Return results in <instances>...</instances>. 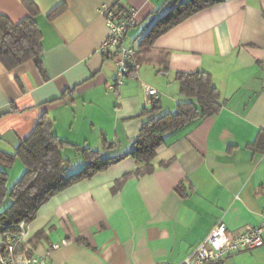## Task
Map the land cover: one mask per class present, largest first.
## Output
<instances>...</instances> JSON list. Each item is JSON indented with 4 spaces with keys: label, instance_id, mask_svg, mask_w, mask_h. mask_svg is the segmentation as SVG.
<instances>
[{
    "label": "crops",
    "instance_id": "crops-1",
    "mask_svg": "<svg viewBox=\"0 0 264 264\" xmlns=\"http://www.w3.org/2000/svg\"><path fill=\"white\" fill-rule=\"evenodd\" d=\"M25 0H0L13 23ZM38 9L39 61L14 70L0 62V152L14 155L43 116L67 143L68 175L86 166L84 149L108 166L54 194L24 228L22 248L46 264H178L222 221L230 236L264 216V0H219L192 14L152 43V26L171 8L164 0H28ZM119 3L136 12L123 45L136 51L138 70L115 94L108 86L115 61L99 52L107 27L99 7ZM65 4L51 21L47 15ZM203 71L220 92V111L168 132L156 150L155 170L138 175L131 152L143 111L174 114L189 99L178 72ZM155 89L152 104L143 89ZM166 164V165H164ZM9 192L25 172L15 158ZM10 204L7 196L0 212ZM3 235L0 232V243ZM264 264V245L219 262Z\"/></svg>",
    "mask_w": 264,
    "mask_h": 264
},
{
    "label": "trees",
    "instance_id": "trees-1",
    "mask_svg": "<svg viewBox=\"0 0 264 264\" xmlns=\"http://www.w3.org/2000/svg\"><path fill=\"white\" fill-rule=\"evenodd\" d=\"M170 11L159 19L146 34L145 40L152 43L156 38L186 20L192 14L210 7L219 0H172ZM28 15L18 23L11 22L0 14V62L7 70H14L33 60L39 61L42 54L41 33L35 20L36 6L23 1ZM65 4L53 9L47 20L51 21L65 10ZM175 80L181 95L189 99L177 105L174 114L155 116L159 106L154 104L149 111H143L148 119L143 122L134 143L131 157L140 164L138 175L151 174L155 168L156 150L162 145L164 134L180 129L196 121L213 117L220 111V92L213 85L211 75L203 71L178 72ZM51 124L41 117L31 134L22 140L14 155L0 152V165L9 167L15 158L24 165L25 172L7 191V175L0 171V205L8 196L9 206L0 212V232L2 235L21 232L22 225H28L36 217L40 208L57 192L67 185L104 170L109 162L102 161L96 152L84 149L86 166L76 174L68 175L69 161L63 159L60 149L67 143L59 140L51 131ZM264 139L259 132L257 140ZM166 165V164H164ZM21 248H18V250Z\"/></svg>",
    "mask_w": 264,
    "mask_h": 264
},
{
    "label": "built area",
    "instance_id": "built-area-1",
    "mask_svg": "<svg viewBox=\"0 0 264 264\" xmlns=\"http://www.w3.org/2000/svg\"><path fill=\"white\" fill-rule=\"evenodd\" d=\"M172 0H164L166 8H172ZM106 27L107 36L99 47V52L111 57L115 61V73L108 86L115 94L137 70L136 51L132 47H125L123 42L129 30L137 26L136 12L133 8L117 3L104 4L99 7ZM148 99L152 104L158 97L155 89L143 85ZM19 233H4L0 243V264H46V257L51 251L57 250L60 245L53 244L45 256L28 255L22 248L24 228ZM21 248L18 250V248ZM264 245V216L256 226H247L236 236L228 234L226 225L218 221L202 241L191 253L178 264H205L219 262L240 252L252 251ZM168 264V263H162Z\"/></svg>",
    "mask_w": 264,
    "mask_h": 264
}]
</instances>
